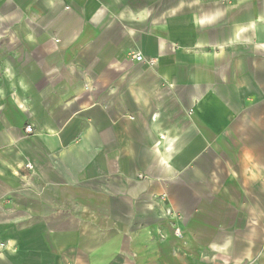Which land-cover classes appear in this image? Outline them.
<instances>
[{
	"label": "crops",
	"instance_id": "crops-1",
	"mask_svg": "<svg viewBox=\"0 0 264 264\" xmlns=\"http://www.w3.org/2000/svg\"><path fill=\"white\" fill-rule=\"evenodd\" d=\"M0 264H264V0H0Z\"/></svg>",
	"mask_w": 264,
	"mask_h": 264
},
{
	"label": "built area",
	"instance_id": "built-area-1",
	"mask_svg": "<svg viewBox=\"0 0 264 264\" xmlns=\"http://www.w3.org/2000/svg\"><path fill=\"white\" fill-rule=\"evenodd\" d=\"M130 53H131V55H132L136 60L141 61V62H145L146 64H148V65H150V66H153V65H155V63H156V60H155L154 58H147L144 54H142V53L139 52V51H131ZM33 130H34V128H33L32 125L29 124V125L26 126V131H27L28 133L33 132ZM26 166H27L28 168H33L32 163H28ZM165 196H166V195H165ZM176 216H177V219H179V220L183 219V216H182L181 214H179V213H176ZM174 233H175L177 236H182V235H183L182 228H181L180 226L177 225V226L174 228Z\"/></svg>",
	"mask_w": 264,
	"mask_h": 264
}]
</instances>
